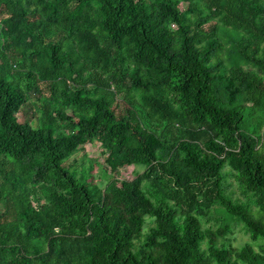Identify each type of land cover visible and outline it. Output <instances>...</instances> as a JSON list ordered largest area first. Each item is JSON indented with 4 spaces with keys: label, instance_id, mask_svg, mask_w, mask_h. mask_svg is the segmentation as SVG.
Instances as JSON below:
<instances>
[{
    "label": "trees",
    "instance_id": "1",
    "mask_svg": "<svg viewBox=\"0 0 264 264\" xmlns=\"http://www.w3.org/2000/svg\"><path fill=\"white\" fill-rule=\"evenodd\" d=\"M0 206V264H264V0H0Z\"/></svg>",
    "mask_w": 264,
    "mask_h": 264
},
{
    "label": "rangeland",
    "instance_id": "2",
    "mask_svg": "<svg viewBox=\"0 0 264 264\" xmlns=\"http://www.w3.org/2000/svg\"><path fill=\"white\" fill-rule=\"evenodd\" d=\"M32 105H28L18 114L21 121H25L28 117L32 116ZM80 117L78 116L77 119ZM108 152L102 147L101 143L97 141H89L84 148H81L72 158L67 161V165L76 167L81 171V166H89L92 169V181L95 183V188L101 189L108 184V178L105 176V165ZM143 169L136 165H131L123 169L122 179L135 178ZM228 180L233 184L232 190H236V194L245 199L238 187L237 179L234 176L228 177ZM144 187L149 190L150 195L155 200H160L163 196L161 190L155 186L145 183ZM3 209L0 206V211ZM233 237V244L241 246L246 241L252 240L251 233L247 232L242 224L235 223V232L231 235ZM255 247L259 250L264 249V244L259 245L253 242Z\"/></svg>",
    "mask_w": 264,
    "mask_h": 264
}]
</instances>
